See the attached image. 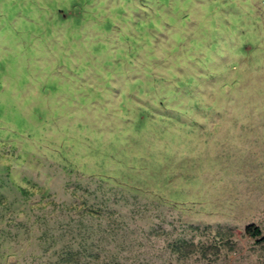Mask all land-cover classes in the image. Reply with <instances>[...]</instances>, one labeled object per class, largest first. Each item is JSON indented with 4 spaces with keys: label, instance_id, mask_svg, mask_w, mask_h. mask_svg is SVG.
Masks as SVG:
<instances>
[{
    "label": "rangeland",
    "instance_id": "obj_1",
    "mask_svg": "<svg viewBox=\"0 0 264 264\" xmlns=\"http://www.w3.org/2000/svg\"><path fill=\"white\" fill-rule=\"evenodd\" d=\"M90 242L264 264V0H0V264Z\"/></svg>",
    "mask_w": 264,
    "mask_h": 264
},
{
    "label": "trees",
    "instance_id": "obj_2",
    "mask_svg": "<svg viewBox=\"0 0 264 264\" xmlns=\"http://www.w3.org/2000/svg\"><path fill=\"white\" fill-rule=\"evenodd\" d=\"M244 232L252 238L260 237L262 234L260 228L253 223L246 225ZM228 233L233 235L231 231ZM93 246H95L94 249L91 248ZM37 264H120V261L117 259V254L105 253L103 249L99 248V244L90 242L87 243V249L84 247L77 250L71 248L60 249Z\"/></svg>",
    "mask_w": 264,
    "mask_h": 264
}]
</instances>
